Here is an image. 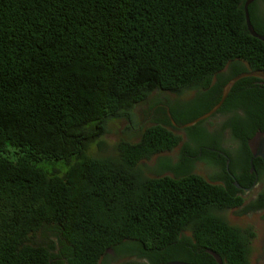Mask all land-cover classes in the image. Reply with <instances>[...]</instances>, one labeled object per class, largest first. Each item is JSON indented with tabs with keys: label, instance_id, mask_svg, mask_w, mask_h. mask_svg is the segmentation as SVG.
<instances>
[{
	"label": "trees",
	"instance_id": "16d2710c",
	"mask_svg": "<svg viewBox=\"0 0 264 264\" xmlns=\"http://www.w3.org/2000/svg\"><path fill=\"white\" fill-rule=\"evenodd\" d=\"M247 1L0 0V264H217L207 250L250 264L255 232L222 214L243 205L234 184L140 167L179 146L168 117L139 142H120L117 158L89 155L111 121L133 122L155 92L197 91L185 116L170 106L187 124L219 103L231 79L264 71ZM260 1L249 12L264 36ZM257 80L238 81L219 110L234 114L224 128L248 154L264 131ZM242 164L249 174V159Z\"/></svg>",
	"mask_w": 264,
	"mask_h": 264
},
{
	"label": "rangeland",
	"instance_id": "374dc122",
	"mask_svg": "<svg viewBox=\"0 0 264 264\" xmlns=\"http://www.w3.org/2000/svg\"><path fill=\"white\" fill-rule=\"evenodd\" d=\"M259 6L258 10L260 14L264 15V1H260ZM192 97L193 93L191 92L185 93L179 98L166 92H155L149 99L135 107L133 111V122L125 119L111 121L109 123L107 133L98 143L91 146L89 155L95 158H117L119 153L118 145L120 142L126 141L130 143H137L145 130L158 124H163L167 116L166 107L161 104L168 106L170 103H174L177 108L186 109V106L189 104L186 102L190 101ZM161 109H163L164 112ZM225 121L224 115L219 114L202 122L201 127L208 131L211 136L217 137L220 148L232 154L235 159L238 154V144L233 140L230 131L224 129ZM168 129L181 138L179 146L173 153L181 152V150L185 147L195 149V143L192 137L193 135H191L192 133L188 131L190 128L184 127L180 129H173L168 127ZM207 143L209 144L210 142ZM63 164L65 163L60 162L57 167L61 171L66 172L68 167H65ZM198 166V171L203 176H211L215 173L213 168L208 167L204 163L199 164ZM140 167L147 176H158L156 157L140 163ZM259 191L260 187L255 189L252 195H255V193H258ZM241 213L242 212L239 210H233L231 212H226L225 217L229 223L234 226L242 229L251 228L255 230L257 238L253 243L251 264H264V248L262 246L264 243V211L262 213L254 214L251 217L242 216ZM119 262H123V260Z\"/></svg>",
	"mask_w": 264,
	"mask_h": 264
},
{
	"label": "flooded vegetation",
	"instance_id": "af4514ba",
	"mask_svg": "<svg viewBox=\"0 0 264 264\" xmlns=\"http://www.w3.org/2000/svg\"><path fill=\"white\" fill-rule=\"evenodd\" d=\"M258 15L260 16L259 18H261L262 20L264 19V15L260 13H258ZM257 79L258 80L254 82L255 87L264 89V79H260V78H257ZM226 85L223 87L221 99H222ZM188 92L193 93V97L191 99L193 100L197 94V91H188ZM172 96H175L177 98L181 97V96H176V95H172ZM215 97L216 96L214 93L210 94L206 98V101L204 100L205 105L211 104L215 100ZM191 100L188 102H191ZM176 101H179V100H176ZM161 105L166 107V116L169 118V121L171 123L170 126L168 127H171L173 129L184 128L186 124L178 123L174 119V117L171 114L170 106H172L174 110L176 111V113H178L182 117L187 114V109L177 108L174 103L173 104L170 103L168 106L163 105V104ZM161 110L164 112L163 109ZM219 114L220 113L218 111L210 118L216 115H219ZM233 115H234L233 113L225 114L224 115L225 120H226L225 122L231 119ZM225 124L226 123H224V125ZM224 129H227L230 131L233 140L236 141L238 144V149H237L238 154H237V158L234 159L235 165H233V168H231L232 160L230 156L228 155L227 151L220 148L218 138L215 136H211V134H209L208 131L203 129V132L200 135L196 137L192 136L194 139V143H195V149L191 147H185L181 150V152L173 153L174 150L178 147L177 146L173 150L165 151V152H162V153H159L153 156L157 158V168H158L157 177H160V178L169 177V178L175 179L177 177H184V176L186 177L190 175H195V176L204 178L207 182L211 184L223 186L225 188L229 186L231 187V185L234 184L235 187H231L232 190L236 192L237 197H241L244 202H243V205L239 207V209H231V210H227L226 212H231L233 210H239L241 212L245 211L244 212L245 214H243L242 216H249V217H251L254 214L262 213L264 211V208L262 210H260V208L264 207V160H262L261 158L254 159L251 151H250V154L244 151L241 141L234 139L233 129L231 128H224ZM208 136H210L211 139H209ZM207 142H210V143L208 144ZM247 158L249 159V166H250L249 174H247L242 164L243 162H245ZM144 161L146 160L141 161V163ZM255 161H258L257 165L254 164ZM203 163L206 164L208 167L213 168L215 173L211 176L209 175L203 176L198 171L199 169L198 165L203 164ZM238 180L241 182V184L238 183ZM258 187H260V191L258 193H255V195H252L255 189H257ZM225 213H222V214L225 216ZM253 231L255 232L254 229ZM185 235L187 237H192L191 232H188V231L185 232ZM256 238H257V234H256ZM256 238L252 240L250 239L252 249H253V243L256 240ZM262 246L264 248V243ZM251 257L252 255L250 256V259H249L250 264L252 263Z\"/></svg>",
	"mask_w": 264,
	"mask_h": 264
},
{
	"label": "water",
	"instance_id": "95a60500",
	"mask_svg": "<svg viewBox=\"0 0 264 264\" xmlns=\"http://www.w3.org/2000/svg\"><path fill=\"white\" fill-rule=\"evenodd\" d=\"M256 0H248L244 6V13H245V20H246V26L247 29L249 31V33L264 42V36L259 35L254 26L252 25L251 22V17H250V12H249V7L255 2ZM244 78H260V79H264V71H250V72H245L242 73L238 76H236L235 78H233L225 87L222 99L219 101V103L213 107L208 113L202 115L201 117H199L198 119L186 124L184 127L185 128H191L205 120H207L208 118H210L211 116H213L216 112H218L220 110V108L224 105L226 99L228 98L232 88L234 87V85L244 79ZM174 122V121H172ZM249 147L250 150L253 154V158H261L262 160H264V131H260L258 133H256V135L249 141ZM253 168V166H252ZM208 254H210L216 261L217 264H224L222 258L220 255H218L216 252L211 251V250H207L206 251ZM166 264H191V263H187V262H181V261H173V262H169Z\"/></svg>",
	"mask_w": 264,
	"mask_h": 264
}]
</instances>
